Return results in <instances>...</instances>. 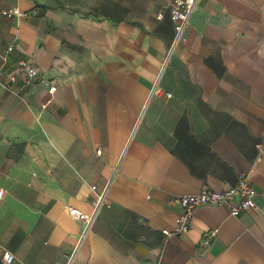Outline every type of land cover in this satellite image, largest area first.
<instances>
[{
    "label": "crops",
    "instance_id": "crops-1",
    "mask_svg": "<svg viewBox=\"0 0 264 264\" xmlns=\"http://www.w3.org/2000/svg\"><path fill=\"white\" fill-rule=\"evenodd\" d=\"M171 2L0 0L26 13L0 19V63L13 45L8 65L42 73L22 88L0 74V264H62L82 229L68 206L91 211L114 170L74 264H264V0H199L164 66ZM241 171L256 209L204 206L162 232L172 195Z\"/></svg>",
    "mask_w": 264,
    "mask_h": 264
},
{
    "label": "built area",
    "instance_id": "built-area-1",
    "mask_svg": "<svg viewBox=\"0 0 264 264\" xmlns=\"http://www.w3.org/2000/svg\"><path fill=\"white\" fill-rule=\"evenodd\" d=\"M198 2L199 0H172L169 16L173 23L174 36L164 66L173 49L184 40L191 15ZM25 14L17 7L0 8V19L2 17L24 16ZM157 17L160 18L161 14L159 13ZM12 49L13 45H10L6 49V53L1 57L0 74L5 72L7 82L4 85L6 88H11V85L16 83L19 84V88L26 87L42 78V73L38 67L28 59L21 58L15 61L13 65H8V52ZM55 90L56 87L54 85H50L48 88L49 93H53ZM166 96L170 95L167 93ZM257 147L259 148L260 144H257ZM97 152L99 153L100 150L98 149ZM115 173L116 170L113 171L101 188H97L96 185L91 186V189L95 192V201L91 211L84 212L76 207L68 206L70 215L82 222V229L71 253L62 264L75 263L80 248L91 234L94 222L101 209L109 206L108 193ZM3 194L4 190L0 189V198H2ZM255 196L256 191L251 184L249 171H241L238 174L236 183L230 186L220 189H204L193 194L172 195L168 202L171 205L178 206L180 212L175 218V227L171 230L163 229L162 232L166 236L186 233L190 228L194 212L204 206L225 205L228 208L229 214L233 216L239 215L242 211L256 209ZM216 232L217 230L213 229L204 233L202 235L203 243H208L216 235ZM2 261L6 264H11L14 261V254L5 250L2 254Z\"/></svg>",
    "mask_w": 264,
    "mask_h": 264
},
{
    "label": "rangeland",
    "instance_id": "rangeland-1",
    "mask_svg": "<svg viewBox=\"0 0 264 264\" xmlns=\"http://www.w3.org/2000/svg\"><path fill=\"white\" fill-rule=\"evenodd\" d=\"M1 64V63H0Z\"/></svg>",
    "mask_w": 264,
    "mask_h": 264
}]
</instances>
